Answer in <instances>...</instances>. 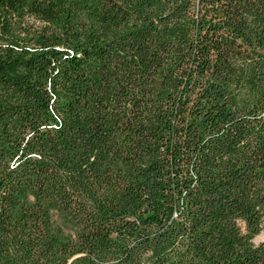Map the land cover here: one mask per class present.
<instances>
[{
  "label": "trees",
  "instance_id": "trees-1",
  "mask_svg": "<svg viewBox=\"0 0 264 264\" xmlns=\"http://www.w3.org/2000/svg\"><path fill=\"white\" fill-rule=\"evenodd\" d=\"M264 0H0V264H264Z\"/></svg>",
  "mask_w": 264,
  "mask_h": 264
},
{
  "label": "rangeland",
  "instance_id": "rangeland-1",
  "mask_svg": "<svg viewBox=\"0 0 264 264\" xmlns=\"http://www.w3.org/2000/svg\"><path fill=\"white\" fill-rule=\"evenodd\" d=\"M264 242V229L260 232V234L253 240V243L257 245V243Z\"/></svg>",
  "mask_w": 264,
  "mask_h": 264
}]
</instances>
